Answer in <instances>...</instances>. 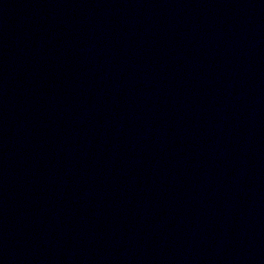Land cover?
Segmentation results:
<instances>
[{"label":"water","instance_id":"water-1","mask_svg":"<svg viewBox=\"0 0 264 264\" xmlns=\"http://www.w3.org/2000/svg\"><path fill=\"white\" fill-rule=\"evenodd\" d=\"M0 264H264V0H0Z\"/></svg>","mask_w":264,"mask_h":264}]
</instances>
